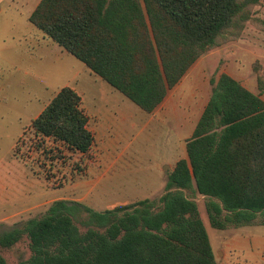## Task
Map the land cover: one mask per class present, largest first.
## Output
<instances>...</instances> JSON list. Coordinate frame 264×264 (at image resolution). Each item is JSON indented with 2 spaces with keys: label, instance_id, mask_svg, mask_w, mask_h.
Listing matches in <instances>:
<instances>
[{
  "label": "trees",
  "instance_id": "trees-1",
  "mask_svg": "<svg viewBox=\"0 0 264 264\" xmlns=\"http://www.w3.org/2000/svg\"><path fill=\"white\" fill-rule=\"evenodd\" d=\"M260 1L41 0L29 18L152 113L198 58L240 37ZM254 69L259 93L227 72L211 78L212 93L186 140L187 157L175 163L158 200L96 210L57 199L41 217L0 232V248L26 236L32 254L18 264H219L188 192L204 196L214 228L264 225V68ZM89 125L82 96L64 86L31 122L33 150L52 162L66 152L83 157L95 143ZM82 212L85 229L76 221ZM0 264L11 263L0 253Z\"/></svg>",
  "mask_w": 264,
  "mask_h": 264
},
{
  "label": "rangeland",
  "instance_id": "rangeland-1",
  "mask_svg": "<svg viewBox=\"0 0 264 264\" xmlns=\"http://www.w3.org/2000/svg\"><path fill=\"white\" fill-rule=\"evenodd\" d=\"M35 2L1 1L0 232L41 217L57 199L96 210L145 198L158 200L175 163L187 157L186 140L212 93L211 78L227 71L259 93L254 66L264 68V0L252 7L253 17L238 39L203 54L170 89L175 104L164 114L141 110L49 38L30 21ZM64 86L82 96L96 139L87 155L66 152L65 159L52 162L33 150L37 138L31 122ZM188 193L199 204L219 264H264V226L214 228L204 196ZM85 217L82 212L76 218L82 229ZM29 243L25 236L11 248H0V253L18 264L31 256Z\"/></svg>",
  "mask_w": 264,
  "mask_h": 264
},
{
  "label": "crops",
  "instance_id": "crops-1",
  "mask_svg": "<svg viewBox=\"0 0 264 264\" xmlns=\"http://www.w3.org/2000/svg\"><path fill=\"white\" fill-rule=\"evenodd\" d=\"M1 1L2 0H0V11H2V6H1ZM41 0H36V2H35V7H34V9L37 7V5L39 4V2H40ZM34 9H33V11H34ZM32 11V12H33ZM32 14V13H31ZM30 14V15H31ZM29 15V16H30ZM50 38V37H49ZM66 50V49H65ZM67 51V50H66ZM197 63V62H196ZM195 65V64H194ZM193 65V66H194ZM192 66V67H193ZM191 67V68H192ZM227 72V71H226ZM237 79V78H236ZM170 91V90H169ZM169 91H168V94L166 95V97L164 98V100L160 103V105L152 112V113H161L162 112V114H164L167 110H169V109H171V108H173L174 107V101H173V97L172 96H170L169 95ZM262 97H263V95H262ZM209 99V98H208ZM263 99H264V97H263ZM208 101V100H207ZM207 101H206V103H205V105L207 104ZM137 105V104H136ZM205 105H204V107H203V110H204V108H205ZM138 106V105H137ZM139 107V106H138ZM140 108V107H139ZM141 109V108H140ZM142 110V109H141ZM203 110H202V112H203ZM202 112H201V114H202ZM147 113V112H146ZM90 116V115H89ZM201 116V115H200ZM95 118H97V117H95ZM200 118V117H199ZM199 120V119H198ZM90 122H91V118H90ZM90 129H92V128H90ZM93 131V130H92ZM94 132V131H93ZM94 135H95V139H96V133L94 132ZM186 158V157H185ZM181 159V158H180ZM86 177L88 178V179H90V180H88V184H89V191H88V193L89 194H91V192L90 191H92V167H88V169L86 170ZM255 226H264V225H255ZM228 229H231V228H228ZM224 230V229H223Z\"/></svg>",
  "mask_w": 264,
  "mask_h": 264
}]
</instances>
